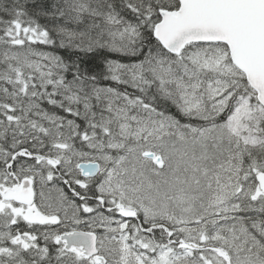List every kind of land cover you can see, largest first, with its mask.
Here are the masks:
<instances>
[{
	"label": "snow or ice",
	"instance_id": "obj_1",
	"mask_svg": "<svg viewBox=\"0 0 264 264\" xmlns=\"http://www.w3.org/2000/svg\"><path fill=\"white\" fill-rule=\"evenodd\" d=\"M0 264H264V0H0Z\"/></svg>",
	"mask_w": 264,
	"mask_h": 264
}]
</instances>
